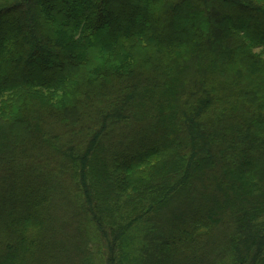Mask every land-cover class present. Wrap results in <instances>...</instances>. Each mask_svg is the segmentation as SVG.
I'll list each match as a JSON object with an SVG mask.
<instances>
[{
  "label": "trees",
  "instance_id": "1",
  "mask_svg": "<svg viewBox=\"0 0 264 264\" xmlns=\"http://www.w3.org/2000/svg\"><path fill=\"white\" fill-rule=\"evenodd\" d=\"M0 264H264V0H0Z\"/></svg>",
  "mask_w": 264,
  "mask_h": 264
},
{
  "label": "rangeland",
  "instance_id": "2",
  "mask_svg": "<svg viewBox=\"0 0 264 264\" xmlns=\"http://www.w3.org/2000/svg\"><path fill=\"white\" fill-rule=\"evenodd\" d=\"M124 54H125V53H124ZM109 55H110V54H108V55L105 56V57H96V58L93 59V63H94L95 65L99 64L100 62L104 63V62H105V58L108 57ZM126 55H127V54H126ZM128 55H130V53H128ZM132 58H133V60H131V64H132V65H135L134 67H139V66H146V65H149V64H150V61H149V60H152L150 57L145 58V57L140 56V55H137V54H132ZM132 58H131V59H132ZM111 59L113 60L114 64H116L118 61H120V56H119V55H116V54H112V55H111ZM95 65H92V66H95ZM13 96H14V95H8V96H5L4 98H6V99H5L6 101H8V100H10L11 98H13ZM56 97H57V96H55L54 99H53L52 101H51V99H50V101H49L50 104H56V102H55ZM24 105H25V104H24ZM27 105L32 106L31 103H27ZM27 105L25 106V108H24L23 106H21V108H22L25 112L30 113V111H33V110H34V109H32V108H28ZM53 106H54V105H53ZM13 108H14V111H15L16 114L20 112L19 109H18V107L14 106ZM12 112H13V111H12Z\"/></svg>",
  "mask_w": 264,
  "mask_h": 264
}]
</instances>
